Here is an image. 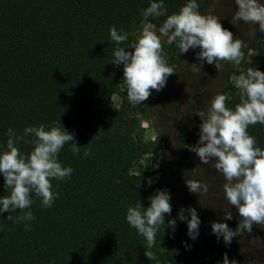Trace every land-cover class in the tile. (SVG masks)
<instances>
[{
	"label": "trees",
	"instance_id": "16d2710c",
	"mask_svg": "<svg viewBox=\"0 0 264 264\" xmlns=\"http://www.w3.org/2000/svg\"><path fill=\"white\" fill-rule=\"evenodd\" d=\"M151 2L0 0V153L6 150L9 128L22 135L26 127L54 121L74 133V142L81 147L76 155L70 143L60 151L59 161L73 173L65 180L52 181L58 198L51 207H43L33 193V204L26 211L35 220L14 223L7 219L9 213H0V264H157L145 255L146 239L126 219L129 206L140 201L145 208L150 206L148 198L157 190L169 191L172 205L155 246L149 249L159 264H223L225 253L237 264H252L238 246L226 245L222 236L218 241L211 228L213 220L197 204V194L187 186L175 188L169 181L201 182L181 136L162 150L168 176L162 173L149 183L148 172L138 165L154 143L142 138L141 104H131L121 90L123 66L119 69L111 62L114 49L127 48L134 37L117 45L110 39V28L134 33L135 26L144 21L141 10ZM187 2L164 0L165 14L147 22L159 29L168 15L178 13ZM197 3L201 14H206L214 0ZM164 50L166 59H171L179 48L174 42L164 44ZM243 51L245 59L239 67L225 62L228 78L250 67L264 72V33L259 26ZM221 93L229 95V108L240 102L233 82ZM114 96L120 99L117 110ZM248 132L264 149V125L249 126ZM32 139L29 136V143L18 144L22 153L33 150ZM161 141L157 137L155 142ZM86 150L91 151L87 158ZM4 185L0 173V197L10 192ZM189 207L197 210L201 220L194 241L188 236L187 222L179 219L181 208ZM12 214L19 215V210ZM173 219L176 224L170 225ZM25 223L31 230H25Z\"/></svg>",
	"mask_w": 264,
	"mask_h": 264
},
{
	"label": "clouds",
	"instance_id": "9594fccd",
	"mask_svg": "<svg viewBox=\"0 0 264 264\" xmlns=\"http://www.w3.org/2000/svg\"><path fill=\"white\" fill-rule=\"evenodd\" d=\"M238 9L233 19L245 24L253 23L264 33V2L261 0H235ZM164 0H152L150 6L141 10L142 29L137 35L124 29L110 28V39L117 45L134 39L125 47L114 49L116 66L123 65L122 91H126L129 102L133 105L148 100L152 91H161L168 78L175 74L174 67L169 66L164 50V38L167 44L176 42L182 54L190 49H199L197 59L214 64L220 71L221 62H229L239 67L245 59L244 41L234 37L233 32L226 29L221 19L212 14H201L197 0H188L178 13L168 15L162 26L147 22L150 17L164 15ZM133 49L134 51H129ZM197 64H191L192 71L197 72ZM240 102L234 109L227 106L229 95L216 94L211 97L210 108L200 110L195 114L202 119L199 140L195 146L186 145L194 152L203 164L211 166L224 178L223 191L231 206L238 209L240 222L235 230L227 223L213 222L212 232L219 241L230 245L233 238L247 231L252 232L253 225L264 227V149L257 146L256 137L248 132L249 126L264 125V72L255 68L240 71L233 77ZM47 129V130H46ZM6 150L0 153V173L5 180L8 195L0 197V213H9L7 219L14 223L33 221L35 216L28 209L33 204L32 194L41 198L42 206L51 207L58 198L53 191V180H65L73 173L70 166H63L59 161V153L66 144H71L74 155L79 154L81 147L75 141V134L69 133L61 122L54 121L51 125L26 127L22 135H17L9 128ZM30 141L33 150L29 154L20 151L18 144ZM84 157L91 155L90 150L84 152ZM151 183V181H149ZM186 186L192 193H207L208 186L193 179L186 180ZM6 191V192H7ZM150 206L144 207L140 202L127 209V222L137 233L147 241L146 257L157 261L155 252L150 251L156 244V236L165 224V214L171 215V195L167 190H157L148 198ZM19 215H13L16 210ZM187 212L190 219L185 215ZM232 215H225L224 220H231ZM179 219L186 221L188 236L194 241L199 236L201 224L197 210L193 207L181 208ZM175 225L176 220L168 222ZM25 230H31L25 223ZM190 248V246L186 245ZM163 251V248H161ZM223 264H237L230 261L224 254Z\"/></svg>",
	"mask_w": 264,
	"mask_h": 264
},
{
	"label": "rangeland",
	"instance_id": "374dc122",
	"mask_svg": "<svg viewBox=\"0 0 264 264\" xmlns=\"http://www.w3.org/2000/svg\"><path fill=\"white\" fill-rule=\"evenodd\" d=\"M238 6L235 0H214L206 14L212 13L221 19L222 25L233 32L234 37L244 41L249 46L253 41L258 25L233 19ZM144 22V21H143ZM142 22L134 28V33L139 35ZM158 30V29H157ZM167 45V38H164ZM200 50L190 49L186 54L180 50L174 52L169 66L174 67L176 73L171 75L166 86L159 92L152 91L150 98L141 103L144 109L140 118L141 134L144 142L154 143L150 151L142 156L138 165L148 172V180L155 183L159 176L164 173L168 176L166 159L163 158L162 150L170 148L179 140L183 139L185 145L195 146L199 140L200 124L202 119L195 113L200 110L207 111L210 108L211 97L222 92L227 83L233 81L234 76L227 77L229 68L225 62H221L219 71L214 64L209 65L206 61L203 66L197 59L196 53ZM191 64H197L198 71L193 72ZM122 64L118 68H122ZM113 107L117 110L120 104L118 96L113 97ZM161 142L157 143L156 138ZM193 172L199 177L202 184L208 186L207 193L197 194L196 201L200 208L204 209L213 222L227 223L235 230L240 222L238 209L231 206L225 198L223 191L224 178L211 164H203L199 157L189 150ZM169 181L175 188H185L186 181L180 182L170 178ZM225 215H232L231 220H224ZM252 264H264V227L253 225L252 232H243L233 238L232 242Z\"/></svg>",
	"mask_w": 264,
	"mask_h": 264
}]
</instances>
